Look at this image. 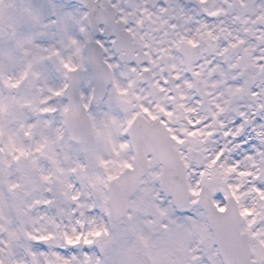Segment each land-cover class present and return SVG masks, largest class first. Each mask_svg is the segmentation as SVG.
Returning a JSON list of instances; mask_svg holds the SVG:
<instances>
[{"label":"snow or ice","instance_id":"obj_1","mask_svg":"<svg viewBox=\"0 0 264 264\" xmlns=\"http://www.w3.org/2000/svg\"><path fill=\"white\" fill-rule=\"evenodd\" d=\"M0 264H264V0H0Z\"/></svg>","mask_w":264,"mask_h":264}]
</instances>
